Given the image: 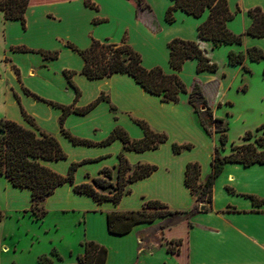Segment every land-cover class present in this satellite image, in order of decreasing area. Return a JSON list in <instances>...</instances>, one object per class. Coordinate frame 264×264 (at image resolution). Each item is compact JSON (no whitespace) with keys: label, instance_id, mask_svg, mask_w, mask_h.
I'll return each mask as SVG.
<instances>
[{"label":"crops","instance_id":"0c3cea01","mask_svg":"<svg viewBox=\"0 0 264 264\" xmlns=\"http://www.w3.org/2000/svg\"><path fill=\"white\" fill-rule=\"evenodd\" d=\"M92 1L98 6L97 9L87 6L85 0L34 2L26 12V28L19 20H7L4 12L0 10V119L12 120L26 128H32L25 119V111L42 130L55 135L67 158L42 162L58 173L66 175L71 163L84 161L75 172L74 184L59 185L43 201L47 215L41 221L47 219L48 223L44 226L47 230L41 238L33 234L23 246L12 238L15 234L22 233L19 222L27 221L29 217L32 221L35 220L30 212L25 211L32 206V192L29 188L14 186L8 178L0 174V193L3 197L0 208H4V212H10V215L6 214L0 221V264L2 256L10 252L14 254L13 259H17L18 253L28 254L27 264H40L41 255L52 256L53 264H84L78 260L77 255L84 252L82 243L85 241H95L107 248L106 264H264V202L255 204L251 197L253 195L264 199V163L245 166L239 162H227L215 180L213 202L209 210L197 213L190 222L182 220L170 229L160 227L163 220L153 224L139 222L133 224L125 233H113L109 230L108 213L138 210L148 200L161 201L171 210H191L198 204L196 195L185 182L186 168L189 162H198L201 166L200 182L206 180L212 171L218 133L215 132V126H209L212 131L209 134L201 125L197 112L189 101L190 86L199 81L192 72L190 73L193 77L190 80L184 74L188 66L195 67L198 76L216 71L198 72V61L188 59L179 72L188 92L181 93L178 101H165L161 96L147 91L128 73H115L98 79L88 78L81 72L84 66L83 57L67 45L76 43L62 35L52 36L53 45L29 44L22 41L21 37L12 35L14 22H18L24 34L31 31L30 16L40 9L45 11V19L64 22L66 13L59 11L63 7L77 13L86 8L101 10L105 2L107 6L117 9H132L136 15V25L145 30L153 40H164L169 57L168 66L161 67L166 73L174 72L170 64L169 43L174 38L183 37L174 34L166 38L168 30L188 28L192 36L185 40L198 39L200 18L176 10V20L172 23L166 20V11L173 4V0H160L163 10L166 9L165 21H156L154 27L139 19V9L133 0ZM145 2L149 7L140 10H148L154 16V0ZM236 4L240 11L228 22V28L233 33L240 34L252 23L248 10L255 6L264 8V0H237ZM109 21V17L100 15L90 23L103 24ZM34 27L40 30L39 39L44 40L45 27L42 23L37 21ZM97 29V26H91V38L86 47L76 46L85 49L95 37L119 43L126 36L127 42L139 52L136 44L132 42L129 26L120 41L111 37L101 39L95 33ZM195 34L196 37H193ZM208 42L210 41H201V47L206 50ZM252 47L264 50V37L245 34L241 44H223L216 48L212 46L209 53L206 51L210 59L219 65L217 77L203 84L215 83L216 98L211 100L199 83L214 116L219 117L218 108L231 101L223 97L225 70L229 68L220 67V64L225 65L228 61L232 65L229 63V53L242 52L246 55L244 63L232 67L239 66V73L245 71L250 61L247 51ZM42 51H57L58 55L56 58H48ZM218 56L223 57V60L218 62ZM143 65L146 68L160 66L150 67L144 59ZM67 71H75V74L69 78ZM245 86L249 88L248 84ZM102 94L105 99L85 113L71 111L64 116V106L73 104V108L85 109ZM63 116V127L67 132L95 144H75L62 130ZM136 120H143L154 131L166 134L167 140L155 149L144 151L126 149L120 138L104 142L116 128L126 131L131 139H142L145 131ZM174 144L192 146L176 152ZM121 155L131 166L151 164L156 169L150 175L129 183V191L118 202L98 201L87 193L75 191L76 184L92 182L93 178L102 176V170L106 168L113 170L111 181L116 184ZM98 190L110 193V190ZM201 205L206 206L200 204V207ZM123 227L124 225H120L117 228L122 230ZM176 229L180 230L176 233ZM178 239H181V243L177 245L176 252H170V242ZM53 250H57L64 259L59 260L52 255ZM12 264L17 263L14 261Z\"/></svg>","mask_w":264,"mask_h":264},{"label":"trees","instance_id":"16d2710c","mask_svg":"<svg viewBox=\"0 0 264 264\" xmlns=\"http://www.w3.org/2000/svg\"><path fill=\"white\" fill-rule=\"evenodd\" d=\"M43 0H0V10L4 12L7 20H19L26 28V12L34 3ZM137 9H146L149 5L145 0H133ZM85 4L92 8L98 6L92 0H85ZM182 10L195 17H201L206 11L208 16L198 27L197 40H185L174 38L169 43L170 64L173 73H166L161 66L146 68L143 65L141 53L135 50L126 40L112 42L109 39L99 40L93 38L91 45L85 49H80L73 43L67 45L73 50L79 52L84 59L82 73L88 78L98 79L111 76L115 73H128L144 87L147 91L159 95L165 101H178L181 93H187L188 88L179 72L182 70L188 59L198 61L197 71L204 70L217 71L219 65L213 62L207 55L206 50L201 47V41H210L213 47L223 44H241L243 36L249 34L256 37H264V8L255 6L248 10L252 23L249 28L240 34L233 33L228 28V22L233 20L239 13L238 8L235 12L231 11L229 0H173L166 11V20L170 23L176 20L175 11ZM42 53L48 58H56L57 51ZM249 59L252 61L264 60V50L252 47L247 51ZM246 55L242 52L231 51L229 53V63L232 65L243 64ZM246 71H250L245 67ZM69 78L75 74V71H67ZM189 101L198 112L199 108H204L208 119L214 124L215 132L220 134V143L224 148L228 143V124L221 117L214 116L213 109L209 105L201 85L196 82L192 86ZM79 91H77V97ZM105 99L104 94L100 95L89 107L85 109L73 108L72 105L64 106V116L71 111L85 113L100 100ZM25 119L32 125V128H26L23 125L8 119H0V174L8 178L16 187L29 188L32 192V206L26 212L37 220L43 219L47 215V210L43 206V201L51 195L56 187L65 183H75V172L78 166L83 162H73L66 175L43 164L42 160L56 161L67 158V154L61 146L57 137L51 133L42 130L35 122L34 118L24 111ZM64 116L61 119L62 130L75 144H95L87 139L74 137L67 132L64 127ZM144 129L145 136L142 139H131L126 131L116 128L111 135L104 140L108 143L116 138H120L126 149L144 151L155 149L160 143L167 140V135L151 129L143 120H136ZM204 129L211 134V129L206 123L199 119ZM262 134L255 138V143L235 144L232 146V153L222 155L219 146L216 147L212 160V171L204 182H200L201 166L198 162H189L186 168L185 182L190 187L193 194L196 195L198 204L191 210H171L169 207L158 200H148L144 206L138 210L125 212L108 213V227L113 233H125L133 224L145 221H153L157 216L167 217L166 226L176 225L182 220H188L197 213L209 210L213 202V186L216 178L222 173L224 165L227 162H239L245 166L254 163H264V123L256 128ZM254 137L253 131H247L243 140H249ZM191 144H174L176 152L183 148H191ZM262 147L261 150L258 149ZM156 166L151 164H137L131 166L128 160L122 155L118 166V180L114 184L113 170L106 168L102 170V176L93 178L92 182L76 184L75 191L87 193L98 201L113 200L118 202L121 197L127 193V185L135 180L144 178L153 171ZM98 189L110 190V193H102ZM255 204L264 202L251 195ZM200 203L206 204L205 209H200ZM5 217L0 208V221ZM124 225V229L117 227ZM181 243V239L170 242L168 250L175 253L176 247ZM84 252L77 255L78 260L84 264H106L107 248L95 241H85L82 243ZM52 255L59 260L63 256L57 250H53ZM54 259L50 255H41L40 264H53Z\"/></svg>","mask_w":264,"mask_h":264},{"label":"rangeland","instance_id":"374dc122","mask_svg":"<svg viewBox=\"0 0 264 264\" xmlns=\"http://www.w3.org/2000/svg\"><path fill=\"white\" fill-rule=\"evenodd\" d=\"M153 3L154 4H152V7L155 12L154 16H152L148 10L139 9L137 13V15L139 14V19L150 27H154L156 21H165L166 9L163 10L160 0H154ZM236 3L237 0L230 1L231 11H235L237 9ZM59 11L66 13L64 22L45 19L43 15L45 11L40 9L36 14H31L30 16V23L32 26L31 31L24 34L22 29H20L18 22H14L12 27V35L14 37H21V40L25 43H39L44 45H53V42H51L52 36L62 35L68 40L76 43V45L79 47L84 48L85 45H88L87 41L91 38L89 37L91 26H97L98 29L95 30V33L97 36H100L101 39L111 37L117 41L121 40L126 27L129 26V32H131V37L133 40L132 42L136 44L139 52H141L143 55L142 58L145 60L148 66H168L169 51L166 48L164 40H153L145 30H143L139 25H136L134 22L136 15L132 9H129L128 7L117 9L116 7L107 6L104 2L103 8H101V10L86 8L75 13L68 11L67 7H63L59 9ZM100 15L109 17L110 21L103 24L90 23L92 19ZM207 16L208 11H206L201 17H197L200 18V24L206 20ZM37 21L42 23V26L45 27L44 40H41L42 38L39 39L40 30L37 27H34V24ZM174 34L183 36L182 38L184 39H191L192 36V33L188 28H172L168 30L166 38H169ZM193 37H196V34ZM212 46V42L206 43L205 48L208 53L212 50ZM217 60L220 62L223 60V57L218 56ZM248 65L249 67L247 68L250 71L245 70L239 73V66L238 68H235L237 66L232 67V65L228 64V61L225 65L220 64V67L229 68V70H225L226 79L223 97L227 98V100H231L230 102L226 103V105L224 104L219 107L217 110V115L223 118L229 127L227 132L229 140L224 148L220 143V134L218 133L217 135L218 146L222 155H227L233 152V143L239 145L252 142L256 144L255 138L262 134V130L256 131V128L264 123V60H250L248 61ZM190 72H192L193 75L196 76V79L199 81V83L203 85L211 78L217 77L219 71L207 72L204 74L201 73L202 75L200 74L201 76H198L196 68L188 66L186 73L184 74L188 80H190L192 76ZM246 84H248L249 88L245 86ZM192 86L193 84L190 87L192 88ZM239 86L240 89L238 88ZM203 87L205 88L206 95L211 98V100L216 98L217 90L215 83H207L203 85ZM203 110L204 109L199 108L197 112L198 119L203 120L208 127L211 126L213 128L214 124L208 119L205 113H202ZM247 131H253L254 137L249 140H243V136ZM258 149L261 150L262 147L258 146ZM0 195V201H2V193H0ZM1 209L4 210V208ZM4 213L5 215H10V212L6 211ZM26 218L28 219V217ZM7 220V226H9V216ZM41 220L35 219L32 221V218L29 217L27 221L19 222L22 225V233L15 234L12 239L23 246L29 242L30 238L33 237V234L41 238L42 234L47 230V228L44 226L48 223L47 219L43 221ZM161 220H163L160 223V227L162 229H170L173 227V225L166 226L165 222L167 217L163 216H157L153 221H145V223L153 224ZM176 230L177 231L175 232L177 233L180 229ZM25 234L27 236H25ZM13 255V252L4 254L2 256L1 264H12L14 261L17 264H27L29 259L28 254L18 253L16 257L17 259H13Z\"/></svg>","mask_w":264,"mask_h":264},{"label":"water","instance_id":"95a60500","mask_svg":"<svg viewBox=\"0 0 264 264\" xmlns=\"http://www.w3.org/2000/svg\"><path fill=\"white\" fill-rule=\"evenodd\" d=\"M202 109H204L203 107H202ZM201 210H204L205 209V205H201Z\"/></svg>","mask_w":264,"mask_h":264}]
</instances>
